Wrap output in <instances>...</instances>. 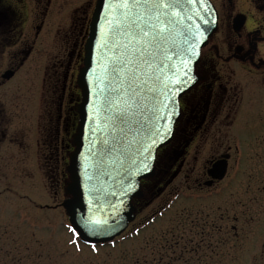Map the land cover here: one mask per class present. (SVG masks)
Masks as SVG:
<instances>
[{
	"label": "flooded vegetation",
	"instance_id": "obj_1",
	"mask_svg": "<svg viewBox=\"0 0 264 264\" xmlns=\"http://www.w3.org/2000/svg\"><path fill=\"white\" fill-rule=\"evenodd\" d=\"M210 2L218 24L201 48L199 82L178 97L171 136L155 150L152 174L139 181L141 195L132 200L134 216L125 230L143 228L153 222L151 217L164 219L165 212L173 210L172 224L166 226L169 239L182 229L188 235L193 220L198 221L192 225L196 239L201 224L209 234L195 247L184 248L182 257L171 259L173 247L180 250V244L167 246L159 229L161 252H167L158 254L159 264H264V184L257 182L264 175V135L259 133L264 115L256 114L264 109V65L232 55L233 46L226 39L241 20L251 19L264 30V8L258 0ZM94 4L95 0H0V69L23 61L12 75L2 77L0 91L15 95L20 72L39 75L40 89L45 90L39 100L44 98L47 113L34 137L40 154L37 165L46 174L59 172L53 181L62 192L78 117L76 75ZM1 114L2 109L0 142L7 139L20 148L17 128L12 124L9 130L7 124V115L13 118L15 110ZM142 213L139 225H133Z\"/></svg>",
	"mask_w": 264,
	"mask_h": 264
},
{
	"label": "snow or ice",
	"instance_id": "obj_2",
	"mask_svg": "<svg viewBox=\"0 0 264 264\" xmlns=\"http://www.w3.org/2000/svg\"><path fill=\"white\" fill-rule=\"evenodd\" d=\"M258 2L264 8V0ZM100 4L105 24L98 44L107 53V62L104 64L105 84L102 86L107 135L99 141L94 164H85L84 171L87 176V169L93 167L97 171L119 169L121 173L127 171V179L131 180L133 175L151 172L149 163L154 159L153 150L171 135V128H164L163 121L178 114L175 111L178 107L177 97L199 82L196 64L202 55L201 46L206 38H201L204 29L199 24L194 26L192 20H199L203 24H218V15L214 5L209 7L210 0H100ZM191 5H199L204 9L203 13H195L191 18L186 14L182 16L181 11ZM204 16L208 19H204ZM226 39L233 46L232 55L258 67L264 65V30L251 19L247 23L243 20L235 23L226 34ZM228 58L231 59V56ZM22 62L10 63L0 69V83L3 82L2 77L12 75ZM161 89L167 92L166 97L161 96ZM149 98L153 101L163 98L165 104L162 122L154 121L151 127L145 115L150 107ZM169 104L173 111L168 110ZM141 126L152 132V135L146 139L142 137L141 132L137 131ZM99 131L103 133L104 129ZM134 154L136 163L140 164L138 171L125 167ZM105 175H109L108 171H105ZM83 188L84 185L80 182L75 189L69 188L70 196L64 201L71 213V220L66 225L72 236L68 243L79 251V241L85 239L90 249L98 252L96 241L104 239L106 234L110 237L115 234V230L98 207L90 206L91 200L84 201ZM133 191L135 188L125 182V190L121 192V196L126 197ZM122 206L123 201L118 202L115 207L109 204L106 211L115 215ZM155 219V216L151 217L152 221ZM197 223L198 221L193 220L188 226V235H184L182 229L172 239L165 235L169 228L162 229L167 246L180 244V250L173 247L174 255L171 259L182 257L184 248L195 247L209 234L203 231L201 224L199 239H196L193 235L196 228L192 225ZM126 226L125 223L123 227ZM140 231V228L133 229L136 235ZM115 243L112 240V244ZM153 244L162 247L155 239ZM163 255H167V252L162 251L161 256Z\"/></svg>",
	"mask_w": 264,
	"mask_h": 264
},
{
	"label": "rangeland",
	"instance_id": "obj_3",
	"mask_svg": "<svg viewBox=\"0 0 264 264\" xmlns=\"http://www.w3.org/2000/svg\"><path fill=\"white\" fill-rule=\"evenodd\" d=\"M20 73L15 95L0 91L1 115L15 110L13 118L7 115V124L9 130L12 124L17 128L21 141L20 148L7 139L0 142V264H159L161 249L153 239L160 244L159 229L172 224L173 210L165 212L168 216L164 219L156 217L140 227L139 235L129 227L113 239L115 245L112 241L97 244L98 252L80 241L79 251L68 243L72 236L60 205L65 195L53 181L59 172L52 169L46 174L37 165L40 154L34 137L47 113L43 111L44 98L39 100L45 90L40 89L35 71ZM256 114L262 118L264 109L256 110ZM259 131L264 135V128ZM257 182L264 184V175L260 174ZM142 218L143 213L133 225L138 226Z\"/></svg>",
	"mask_w": 264,
	"mask_h": 264
},
{
	"label": "water",
	"instance_id": "obj_4",
	"mask_svg": "<svg viewBox=\"0 0 264 264\" xmlns=\"http://www.w3.org/2000/svg\"><path fill=\"white\" fill-rule=\"evenodd\" d=\"M211 5L212 3L210 2L209 7H211ZM189 7H185V9L181 11L182 16L186 14L191 18L193 14H202L204 11L199 5H191ZM203 18L208 19L207 16H204ZM181 23H183V21H181ZM104 24L105 20L103 18V9L100 0H95L83 46L84 53L82 64L76 75V83L80 90V100L75 105L78 119L70 139L72 149L67 155L68 162L65 167L67 180L63 187L65 197L60 202L69 223L71 220V213L68 206L64 203V201L70 196L69 188L75 189L78 182L84 185V201L88 202L91 200L92 204L90 206L98 207L100 213H103L104 218L109 220V223L115 230V234L110 237L106 234L104 239L96 241L97 244H104L113 240L125 229L123 225L125 223L127 225V223L133 219L134 206L132 200L141 195L139 181L141 178L147 177L153 172L152 160L149 163V167L152 169L151 172H145L138 176L133 175L131 180L127 179V171L121 173L119 169L113 171L110 168L97 171V169L93 167L87 169V176H85V164H94L95 153L99 146V141L107 135L104 125L106 111L104 107V89L102 87L105 84L106 71L104 64L107 62V53L98 44V41H100L102 37L101 29ZM192 24L194 26L199 24L200 28L204 29L201 36L202 39L206 38L205 43L201 46L203 47L207 42V38L214 31L216 24H203L201 21L195 19L192 20ZM178 62L179 61L177 60L176 63ZM161 96H167V92L163 89H161ZM149 104L150 107L145 112V115L148 117V125L151 127L154 121L156 123L162 122L161 116L165 112V104L163 98L156 101L149 98ZM168 110L173 111L170 104L168 105ZM175 111H178V107ZM176 117L177 115H174L170 120L163 121L164 128L170 127L171 133L172 124ZM100 129H104L103 133L99 131ZM137 131H140L142 137L145 139L147 136L152 135V132L148 131L143 126H141L140 129H137ZM153 131H155V129H153ZM170 136L164 143L169 140ZM161 145L153 150V156L155 155V150ZM145 146H147L146 143ZM125 167L134 168L137 171L139 170L140 164L136 163L135 154L133 155V159L130 160ZM105 171H108L109 175L106 176ZM125 182L131 184L135 188V191L129 193L126 197H122L121 192L125 190ZM120 201H123V206L117 214L113 215L106 211L109 204L115 207ZM100 213H97V215H100ZM121 227L122 230H119ZM80 241L87 244L85 239H80Z\"/></svg>",
	"mask_w": 264,
	"mask_h": 264
}]
</instances>
